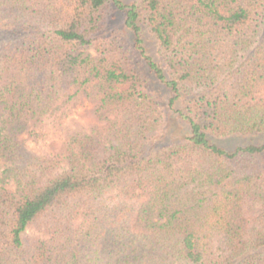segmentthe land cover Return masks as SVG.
Listing matches in <instances>:
<instances>
[{
	"label": "trees",
	"instance_id": "16d2710c",
	"mask_svg": "<svg viewBox=\"0 0 264 264\" xmlns=\"http://www.w3.org/2000/svg\"><path fill=\"white\" fill-rule=\"evenodd\" d=\"M0 264H264V0H0Z\"/></svg>",
	"mask_w": 264,
	"mask_h": 264
},
{
	"label": "rangeland",
	"instance_id": "374dc122",
	"mask_svg": "<svg viewBox=\"0 0 264 264\" xmlns=\"http://www.w3.org/2000/svg\"><path fill=\"white\" fill-rule=\"evenodd\" d=\"M121 32L125 33L126 30L123 27L122 22V16L118 12H113L108 20L107 23V32ZM147 46L150 51V53H156V42L152 39L150 35H147ZM155 88V94L158 97L162 107L165 111V123L163 126V130L159 134V137L157 139V142L159 144L167 143L170 141H174L177 139H180L184 136H186L189 133V127L188 124L182 120H180L171 110H169L166 107L167 104V98H168V91L164 88H162L160 85L156 84L154 85ZM88 103H85L84 106L78 107L73 110L71 113L73 117L77 119H84V113L86 108H88ZM223 144H228V142H222Z\"/></svg>",
	"mask_w": 264,
	"mask_h": 264
}]
</instances>
